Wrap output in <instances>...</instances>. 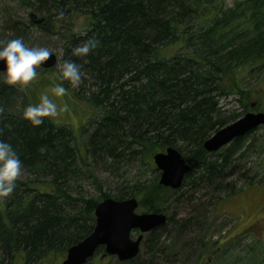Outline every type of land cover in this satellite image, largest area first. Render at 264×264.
<instances>
[{
	"label": "trees",
	"instance_id": "obj_1",
	"mask_svg": "<svg viewBox=\"0 0 264 264\" xmlns=\"http://www.w3.org/2000/svg\"><path fill=\"white\" fill-rule=\"evenodd\" d=\"M11 3L19 10L8 9L2 16L0 51L13 58L37 53L47 41L34 42V35L58 36L63 54L60 70L52 69L57 81L51 83L84 106L79 112L91 129L81 150L69 125L14 111L15 90L0 83V165L5 163L0 166V264H44L50 256H65L92 231L95 206L107 197H135L138 211L167 213L172 195L189 192V204L197 208L179 226L198 223L208 203L197 193L212 185L219 201L227 192L218 185L222 163L214 158L225 149L208 153L205 140L252 105L258 108L249 102V93L261 88L246 90L243 81L254 74L256 84L264 79V0L229 7L224 0ZM231 97L240 114L224 113L222 100ZM247 135L230 143L234 150ZM169 147L191 164L181 192L161 186L158 173L150 181L130 179L112 194L100 190L99 162L113 167L139 161L157 171L153 155ZM91 179L97 198L87 189ZM165 230L164 225L148 237L160 244V252ZM199 245L208 254L210 244L203 239ZM153 262L150 257L143 264Z\"/></svg>",
	"mask_w": 264,
	"mask_h": 264
},
{
	"label": "rangeland",
	"instance_id": "obj_2",
	"mask_svg": "<svg viewBox=\"0 0 264 264\" xmlns=\"http://www.w3.org/2000/svg\"><path fill=\"white\" fill-rule=\"evenodd\" d=\"M238 1L242 0H224V6H232ZM8 9L10 13L19 10L12 5L11 0H0V28L4 25L2 16L8 13H5ZM34 36L32 39L34 42L47 41L45 48L37 49V52L55 53L57 66L46 70L32 63L20 62L18 65V67L21 66L20 68L0 74V83L7 84L15 90L11 95L14 111L24 113L32 111L48 117L57 125H69L76 133L75 140L78 141L82 150V145L86 142L87 134L91 129L84 115L79 112L80 107L84 108V106L79 104L78 100H74L76 98L71 97V94L62 86L51 83L57 81L54 79L57 77L53 71L60 70L59 60L63 54L60 38L39 34ZM263 73L264 69L261 76ZM260 80L262 81L256 84L257 75H249L244 79L243 84L246 90L261 88V92L253 90L249 93V102H257L258 108L255 109L264 112V79ZM235 98L222 100L225 114L232 111L240 114L241 109ZM224 149L221 155L214 158L222 163L220 177L223 180L218 185L227 192H221L223 197L219 201L215 196L220 192L215 191L212 185H208V189L205 188L197 193V198L200 199L202 196L201 200L208 203L207 211L201 219H198V223L193 221V224L190 222L184 227L179 226L181 220L190 216L188 211L197 208L198 202L194 201L196 207L192 208L187 199L190 193L184 192L181 195L177 193L170 198L172 203L168 204L166 230L160 239V242L165 245L164 251H157L160 244L156 242L152 244L148 241L149 234H145L137 259L121 262L115 256L105 257V259L95 257L93 263L88 261L85 264H143L149 262L150 257L155 259L156 264H264V125L250 131L243 139L241 148L234 150L229 143ZM4 164L0 165L1 168H5ZM96 169L100 190L109 194H112L120 184L127 186L130 179L150 181L158 173L152 170L149 164L143 165L139 161L129 165L118 163L113 167L99 162ZM93 182L94 180L91 179L87 189L90 196L97 198L100 193ZM216 182L215 179L213 183ZM183 197L186 199L181 201ZM247 227L250 231H247ZM244 234L248 236L237 240ZM202 238L204 242L210 244L208 254H205L204 247L199 245ZM237 241L241 243L235 246ZM149 246L150 251L154 253L152 256L148 252ZM225 250H229V253H224ZM253 254L257 259L251 258ZM209 256L213 257L210 261H208ZM63 259L64 256H50L45 260V264H62ZM17 264L22 262L19 261Z\"/></svg>",
	"mask_w": 264,
	"mask_h": 264
},
{
	"label": "water",
	"instance_id": "obj_3",
	"mask_svg": "<svg viewBox=\"0 0 264 264\" xmlns=\"http://www.w3.org/2000/svg\"><path fill=\"white\" fill-rule=\"evenodd\" d=\"M20 61L49 69L56 65L57 57L53 53H28L12 59L0 52V73L18 67ZM260 125H264V112H247L217 130L204 142L203 147L208 152H216ZM152 159L156 169L160 171L159 183L172 189H179L185 175L191 170V165L173 147L154 154ZM1 182L0 174V184ZM137 207L138 201L134 197L124 200L108 197L100 201L94 211L93 230L84 239L68 248L63 264H84L98 247H104L106 254L117 256L121 261L135 258L144 234L167 222L165 214L137 213L135 211ZM133 231L139 232L136 238H132Z\"/></svg>",
	"mask_w": 264,
	"mask_h": 264
},
{
	"label": "flooded vegetation",
	"instance_id": "obj_4",
	"mask_svg": "<svg viewBox=\"0 0 264 264\" xmlns=\"http://www.w3.org/2000/svg\"><path fill=\"white\" fill-rule=\"evenodd\" d=\"M21 66H19V67H17V68H20ZM96 254H98L99 256H94L89 262H91V263H93V260H94V258L95 257H97V258H100V259H105V257L107 258L108 256L107 255H105L104 254V252H100V253H96ZM102 254H104L105 256H102ZM213 258V257H212ZM44 264H45V262H44Z\"/></svg>",
	"mask_w": 264,
	"mask_h": 264
}]
</instances>
